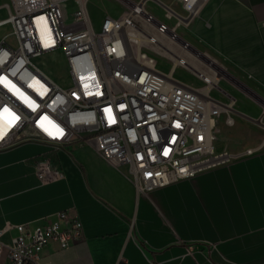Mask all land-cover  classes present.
I'll return each instance as SVG.
<instances>
[{
    "label": "built area",
    "instance_id": "2783aa9c",
    "mask_svg": "<svg viewBox=\"0 0 264 264\" xmlns=\"http://www.w3.org/2000/svg\"><path fill=\"white\" fill-rule=\"evenodd\" d=\"M65 1L6 0L1 5L0 28L10 26L14 43L7 35L0 38V151L24 141L56 150L90 146L109 163L126 165L143 193L238 155L215 150L219 118L224 113L225 123L232 125L233 108L210 96L218 87L217 71L210 65L197 70L203 63L200 52L190 50L178 33L208 0H176L183 13L153 0L164 9V19L146 8L147 0H121L125 10L106 15L99 27L92 23L88 0H73L66 21ZM55 51L66 64L58 79L33 62ZM153 51L170 59L169 71L158 67ZM186 51L193 53L192 65L185 61ZM178 66L203 85L176 78ZM244 153L252 154L253 148ZM10 229L15 230L10 241L0 238V255L10 264H50L42 259L45 245L54 241L68 248L83 237L79 218L66 210L36 224L6 222L0 237Z\"/></svg>",
    "mask_w": 264,
    "mask_h": 264
},
{
    "label": "crops",
    "instance_id": "0c3cea01",
    "mask_svg": "<svg viewBox=\"0 0 264 264\" xmlns=\"http://www.w3.org/2000/svg\"><path fill=\"white\" fill-rule=\"evenodd\" d=\"M117 1L121 8L113 14L87 5L94 27L125 10ZM185 26L200 57L214 59L219 77L212 98L233 108L227 150L238 155L143 193L126 165L109 163L90 146L56 150L24 141L1 150L0 227L36 224L60 210L81 222L83 237L68 248L49 242L43 260L264 264V0H208ZM247 148L253 153L245 154ZM14 234L10 229L0 238L10 241ZM0 264H10L5 254Z\"/></svg>",
    "mask_w": 264,
    "mask_h": 264
},
{
    "label": "rangeland",
    "instance_id": "374dc122",
    "mask_svg": "<svg viewBox=\"0 0 264 264\" xmlns=\"http://www.w3.org/2000/svg\"><path fill=\"white\" fill-rule=\"evenodd\" d=\"M4 1L6 0H0V3ZM162 1L165 2L167 5L173 7L174 9H177L178 11H180V13H183L176 0H162ZM89 4L95 5L102 10H107L109 11V13L112 14L116 13V11L121 8V5L120 3H118L117 0H88V6ZM145 4H146V8L149 11H151L155 16H157L160 19H164V9L156 5V3L153 0H147ZM61 7L64 12L65 20L68 21L70 19V15L72 11L75 8V2L73 0L65 1L61 4ZM3 12H5V10L4 11L0 10V15H3ZM167 22H169L170 24H174L175 21L174 19H170L167 20ZM9 28H10L9 25L2 26L0 28V36L7 35L8 36L7 39H9V41L14 43L13 37L11 35L9 36V33H7ZM178 33L182 36L183 39H185L187 42L191 44L192 48H190V50H194V49L200 50L199 47L193 42V39L189 34V29L185 25H181L178 28ZM169 45L171 44L169 43ZM150 50L153 49L150 48ZM153 54L156 57L158 67L164 71H169L172 65L170 59H168L161 52L153 51ZM186 58L187 61L189 60V62L193 63L192 62L193 59L191 57H188V55H186ZM33 62L35 63L36 66H39L40 68L51 74L52 77L54 78L56 77L55 79H58V73H60L61 71L64 73L66 71V64L64 62V59L61 57L59 51L42 54L39 57H34ZM202 62L203 63L201 65H196L197 70L205 69L209 65L210 66L215 65V62L212 61V59L211 60L208 59L206 61L204 59L202 60ZM174 75L175 77L181 79L182 81H185L192 85H199V86L203 85L201 82H199V79L194 75V73H192L189 70H186L181 66H178L176 68ZM213 94H214L213 91L210 90V96H213ZM231 126L232 125H228L225 123V115L223 113L220 116L218 123L219 131L216 134V140H215L216 151H221L222 149L227 150L228 147H231V140L229 138L231 136L229 132V128Z\"/></svg>",
    "mask_w": 264,
    "mask_h": 264
},
{
    "label": "bare ground",
    "instance_id": "6f19581e",
    "mask_svg": "<svg viewBox=\"0 0 264 264\" xmlns=\"http://www.w3.org/2000/svg\"><path fill=\"white\" fill-rule=\"evenodd\" d=\"M191 48H192V47H191ZM186 52L189 54L190 57H192V55H193L192 52H190V51H186ZM204 54H205V53H204ZM202 55H203V54H202ZM202 60H204V59H202ZM213 60H214V59H213ZM213 60H212V61H213ZM205 61H206V60H205ZM186 62H187V61H186ZM187 63L189 64V62H187ZM204 64H205V63H204ZM210 64H211V63H210ZM216 65H217V64H216ZM213 66H214V65H213ZM213 66H212V67H213ZM212 67H211V68H212ZM217 68H218V67H217ZM213 69H214V67H213ZM217 71H218V70H217ZM221 75H222V73H221ZM224 76H225V75H224ZM220 77H221V76H220ZM228 77H229V76H228ZM228 77H227V78H228ZM232 78H233V77H232ZM217 80H218V79H217ZM232 81H233V80H232ZM233 82H234V81H233ZM239 84H240V83H239ZM244 89H245V88H244ZM244 89H243V90H244ZM246 90H247V89H246ZM247 91H248V90H247Z\"/></svg>",
    "mask_w": 264,
    "mask_h": 264
},
{
    "label": "snow or ice",
    "instance_id": "6c2138e0",
    "mask_svg": "<svg viewBox=\"0 0 264 264\" xmlns=\"http://www.w3.org/2000/svg\"><path fill=\"white\" fill-rule=\"evenodd\" d=\"M5 111H7V110L5 109Z\"/></svg>",
    "mask_w": 264,
    "mask_h": 264
}]
</instances>
